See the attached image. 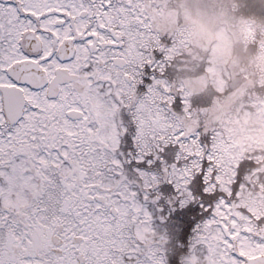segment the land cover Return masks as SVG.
<instances>
[{
	"label": "snow or ice",
	"instance_id": "snow-or-ice-1",
	"mask_svg": "<svg viewBox=\"0 0 264 264\" xmlns=\"http://www.w3.org/2000/svg\"><path fill=\"white\" fill-rule=\"evenodd\" d=\"M207 5L264 49L227 0ZM163 13L164 0H0V264H165L152 193L166 182L184 207L197 175L211 208L189 255L264 264V214L242 202L259 189L245 175L238 181L243 161L231 164L207 107L194 108L193 95L164 78L180 40L160 26ZM201 71L213 73L210 59ZM169 145L178 146L175 163L143 170Z\"/></svg>",
	"mask_w": 264,
	"mask_h": 264
},
{
	"label": "clouds",
	"instance_id": "clouds-1",
	"mask_svg": "<svg viewBox=\"0 0 264 264\" xmlns=\"http://www.w3.org/2000/svg\"><path fill=\"white\" fill-rule=\"evenodd\" d=\"M227 4L237 25L248 21L264 39V0H227ZM159 24L180 40L170 53L182 73L178 84L193 96L211 97L203 118L218 131L225 155L233 166L251 163L245 176L259 190L245 192L242 202L264 214V188H260L264 185V49L246 42L238 26L227 30L207 0H164ZM207 59L212 62V74L201 71ZM218 88L232 91L217 94ZM249 93L250 100L243 101ZM180 264L202 262L188 254L180 257Z\"/></svg>",
	"mask_w": 264,
	"mask_h": 264
},
{
	"label": "rangeland",
	"instance_id": "rangeland-1",
	"mask_svg": "<svg viewBox=\"0 0 264 264\" xmlns=\"http://www.w3.org/2000/svg\"><path fill=\"white\" fill-rule=\"evenodd\" d=\"M191 103H192V106H194V108L205 107V105H206V107H208L210 105V103H211V97L206 95V94L196 95V96H193L191 98ZM206 135H207L206 136L207 138H206L205 141L207 143H210L211 137H210L209 134H206ZM149 172L159 173V172H154V171H149ZM193 180H192L191 184L189 185L190 188L191 187H195L196 185H200V183L195 184L196 182L200 181L197 176L194 177ZM165 183L166 182H164L163 186H165V187L168 186ZM201 183H202V185L200 186V190H202V192H203L202 177H201ZM171 192L173 193V191H171ZM198 192H199V187H198ZM205 195L206 194L203 193L201 195L199 194V196H196V199H198V200L195 199V202H199L200 199L203 200L202 196H205ZM201 203H203V202H199L200 205H201ZM177 205L180 207V198H177ZM210 208H211V203H209V204L206 203V204H204L202 206V209H201L202 210V214H203L202 220L200 222H198L196 225H194L192 227V229H190V231H188L189 233H188L187 237H190V239H189V244H188V248L187 249L190 248V243H191L192 237L194 236V229L196 228V226L198 224L202 223L207 218L206 210L210 211ZM148 210L150 211V213H151V215L153 217L152 227H153L154 231L159 236H164L166 238V244H165V247H164L166 249V250H164L165 264L167 262V258H168V261H179L178 254H179V250L181 249V247L179 248L178 251H176V243L178 242V236L180 235L181 228L178 225L176 218L179 215L178 211L180 209L173 211L174 214H171V215L168 216V218L165 217L164 219L161 216H156L155 205L149 203ZM165 211L168 212L169 209H166ZM190 228H191V225H190ZM185 230H189V228H183L181 235L183 234V232ZM191 234H192V236H190ZM168 244H170L169 248H168ZM174 246H175V249H174ZM169 251H170V254H168ZM182 255H185V253L182 254ZM186 255H188V252H186ZM179 263H180V261H179Z\"/></svg>",
	"mask_w": 264,
	"mask_h": 264
},
{
	"label": "flooded vegetation",
	"instance_id": "flooded-vegetation-1",
	"mask_svg": "<svg viewBox=\"0 0 264 264\" xmlns=\"http://www.w3.org/2000/svg\"><path fill=\"white\" fill-rule=\"evenodd\" d=\"M176 72L179 74L178 76L182 75V73H180L178 71L177 62L173 61L166 68L165 73H164V78H166L170 83L171 82L178 83V81L176 80V75H177ZM141 90L143 91V89H141ZM182 109H183L182 104H177L174 107V110L177 111L178 113L182 112ZM123 119L125 121H127L128 117L124 116ZM132 131H134V129L130 128L129 132H132ZM206 138H207L206 134H204L201 138L202 143H205L204 141L206 140ZM131 139H132V137L130 134H126L124 137H122L121 151L128 152V151L132 150ZM177 151H178V146L169 145V146L165 147L164 151L160 152L158 154L159 159L155 160L151 167H149L146 162L142 165L143 170L159 172L161 167H162L161 161H164V163H166V164H172V163L176 162L175 155H176ZM163 184H164V182L160 183L154 192L155 195H156V193L159 194V199L157 200V202L154 205H155V209H156V216H161L164 219L165 217L168 218L169 215L174 214L173 211L176 210L175 204H177V198H179V197H177V193H176L175 188L168 183H165V184H167L168 187H170V190H166V192L162 191V193H160L159 188L161 186H163ZM189 190L191 191L190 188H189ZM171 191H173V193ZM154 197L155 196H153L151 198H154ZM174 197H176V199H173ZM166 209H169V211L166 212L165 211ZM164 247H165V245H164ZM169 247H170V244H168V248ZM164 250H166V249L164 248ZM168 254H170V251ZM188 254H189V251H188ZM173 263H174V261H168V258H167L166 264H173Z\"/></svg>",
	"mask_w": 264,
	"mask_h": 264
},
{
	"label": "trees",
	"instance_id": "trees-1",
	"mask_svg": "<svg viewBox=\"0 0 264 264\" xmlns=\"http://www.w3.org/2000/svg\"><path fill=\"white\" fill-rule=\"evenodd\" d=\"M178 75L179 74L177 73V75H176V80L177 81H178V78L180 77ZM204 142L207 143L206 141H204ZM250 168H251V163L250 162L243 161L241 163L240 168L238 169V173H239L238 174V178H237L238 181H242L243 176L247 174V172L250 170ZM197 177L199 178L200 181L196 182L195 184L200 183V185H196L195 187H191V188L189 187L191 189L195 199H196V196H199V194L200 195L203 194L202 190H200V186L202 185L201 177L199 175H197ZM198 187H199V192H198ZM166 190H170V187L161 186L159 188L160 193H162V191L166 192ZM153 196H155L154 193H152V197ZM202 197H203V200H201V199L199 200V202H203V203H201V205L199 204V202H195V199L193 201L189 202L184 207H179L177 204H175L176 205V210L180 209L178 211L179 215L176 218L177 219V223H178V225L181 228L180 235L178 236V242L176 243V251H178L179 248L181 247V249L179 250V254H178L179 261H180L181 255L184 254V253L186 255V252L189 251V249H187L188 248V244H189V239H190V237H187V235L189 233L188 231H190V229H192V227L194 225H196L198 222H200L202 220V217H203L202 210H201L202 209V205H204L206 203L207 204L210 203V202H208L207 195L202 196ZM196 200H198V199H196ZM190 225H191V228H190ZM183 228H189V230H185L183 232V234L181 235ZM190 236H192V234ZM174 249H175V246H174ZM179 261H174L173 264H180Z\"/></svg>",
	"mask_w": 264,
	"mask_h": 264
}]
</instances>
